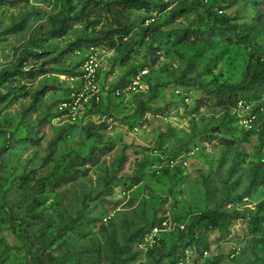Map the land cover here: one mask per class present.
Instances as JSON below:
<instances>
[{
    "label": "rangeland",
    "instance_id": "rangeland-1",
    "mask_svg": "<svg viewBox=\"0 0 264 264\" xmlns=\"http://www.w3.org/2000/svg\"><path fill=\"white\" fill-rule=\"evenodd\" d=\"M86 1L0 0V264H264V82L229 89L264 79V0H144L100 47Z\"/></svg>",
    "mask_w": 264,
    "mask_h": 264
},
{
    "label": "trees",
    "instance_id": "trees-1",
    "mask_svg": "<svg viewBox=\"0 0 264 264\" xmlns=\"http://www.w3.org/2000/svg\"><path fill=\"white\" fill-rule=\"evenodd\" d=\"M149 7L150 3L144 0H117L105 3L88 0L82 5L78 13L73 15V18L76 19L78 14L80 18L83 19L85 22H90V20L92 19L95 24L101 22L100 18H104L110 23L112 27H114V29L107 32H97V34H101V36L89 40V42L93 43L91 47H100L104 44H111L117 34L126 31L127 18L125 14L128 11L148 10ZM69 20H72V18H70ZM96 20H98V22ZM64 33L65 27L63 29L58 30V34L55 38L63 36ZM263 82L264 79L254 77L251 80L245 82L243 85H234L229 87V89L237 93L249 91L251 92L254 91L260 85H262ZM263 208L264 204H260L259 209L262 210ZM236 216H238L237 213L228 214L218 212L216 210H209L202 214V216L200 217V221L203 222L208 229L217 230L221 229L224 225H226L230 220H233Z\"/></svg>",
    "mask_w": 264,
    "mask_h": 264
},
{
    "label": "built area",
    "instance_id": "built-area-1",
    "mask_svg": "<svg viewBox=\"0 0 264 264\" xmlns=\"http://www.w3.org/2000/svg\"><path fill=\"white\" fill-rule=\"evenodd\" d=\"M97 60L92 55L87 58L82 67V82L78 89L70 94L69 98L64 100L59 110L69 116H76L82 109L92 102L97 95ZM147 74L146 71H140L133 79V84L140 86L141 80Z\"/></svg>",
    "mask_w": 264,
    "mask_h": 264
}]
</instances>
